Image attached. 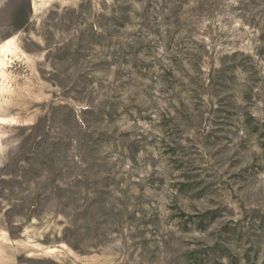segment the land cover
Segmentation results:
<instances>
[{
    "label": "rangeland",
    "instance_id": "374dc122",
    "mask_svg": "<svg viewBox=\"0 0 264 264\" xmlns=\"http://www.w3.org/2000/svg\"><path fill=\"white\" fill-rule=\"evenodd\" d=\"M25 1L0 29V254L264 264V0Z\"/></svg>",
    "mask_w": 264,
    "mask_h": 264
},
{
    "label": "flooded vegetation",
    "instance_id": "af4514ba",
    "mask_svg": "<svg viewBox=\"0 0 264 264\" xmlns=\"http://www.w3.org/2000/svg\"><path fill=\"white\" fill-rule=\"evenodd\" d=\"M30 21L29 7L25 0H0V29L9 26L10 29L20 31ZM2 254H0V264H18L15 256L11 259L5 253Z\"/></svg>",
    "mask_w": 264,
    "mask_h": 264
}]
</instances>
